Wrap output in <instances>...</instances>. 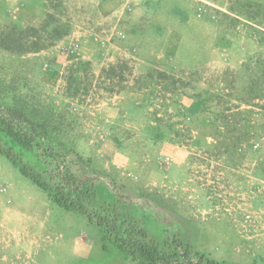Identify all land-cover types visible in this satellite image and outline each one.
Segmentation results:
<instances>
[{
    "label": "rangeland",
    "instance_id": "obj_1",
    "mask_svg": "<svg viewBox=\"0 0 264 264\" xmlns=\"http://www.w3.org/2000/svg\"><path fill=\"white\" fill-rule=\"evenodd\" d=\"M43 23L45 48H0V102L47 128L51 165L122 193L131 220L149 204L155 235L264 263V0H0V37ZM100 235L0 154V264H137Z\"/></svg>",
    "mask_w": 264,
    "mask_h": 264
},
{
    "label": "trees",
    "instance_id": "obj_2",
    "mask_svg": "<svg viewBox=\"0 0 264 264\" xmlns=\"http://www.w3.org/2000/svg\"><path fill=\"white\" fill-rule=\"evenodd\" d=\"M47 27L48 23H43L39 28L11 29L1 35L0 48L17 54L39 51L48 46L52 38L60 36L55 28L47 31ZM253 61L255 71L250 73V88L264 99V64H261L260 57ZM259 66L262 67L258 69ZM117 67L109 64L101 69L100 74H104L107 80H113ZM254 74L257 76L255 80L252 78ZM158 76L162 80L173 79L162 71H158ZM47 134V128L34 122L23 110L0 102V154L53 204L63 211L84 215L89 224L98 228L103 251H107L108 246L114 247L137 264H241L217 261L192 250L174 223L165 226H172L171 235L163 227L165 234L155 235V229L149 230L144 225L145 219L158 221L149 204L137 206L134 218L129 219L123 214L124 206L129 202L122 193L112 191L98 179L83 180L70 171L62 172L51 165L48 152L52 146L46 141ZM103 195L109 204L95 207L94 204ZM145 209L147 212L144 213ZM244 264L264 263L255 259Z\"/></svg>",
    "mask_w": 264,
    "mask_h": 264
}]
</instances>
